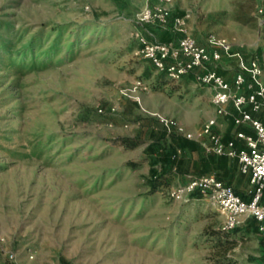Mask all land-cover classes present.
Here are the masks:
<instances>
[{
	"label": "rangeland",
	"instance_id": "374dc122",
	"mask_svg": "<svg viewBox=\"0 0 264 264\" xmlns=\"http://www.w3.org/2000/svg\"><path fill=\"white\" fill-rule=\"evenodd\" d=\"M157 5L0 0V264H258L254 220L220 234L222 217L198 194L171 197L190 178L182 152L190 149L179 145L196 143L186 135H196L212 106L193 78L172 82L140 53L136 33L171 38L139 23ZM163 7L186 17L193 39L264 45L262 0ZM159 116L184 135H168Z\"/></svg>",
	"mask_w": 264,
	"mask_h": 264
},
{
	"label": "built area",
	"instance_id": "2783aa9c",
	"mask_svg": "<svg viewBox=\"0 0 264 264\" xmlns=\"http://www.w3.org/2000/svg\"><path fill=\"white\" fill-rule=\"evenodd\" d=\"M157 7L144 9L139 23L155 25L170 35L167 42H149L136 33L139 51L152 67L172 82L193 77L195 85L206 89L214 116L208 118L196 135H186L194 140L205 155L225 157L238 162L239 171L249 177L251 200L245 202L232 187L225 185L214 175H201L189 178L184 184L172 190L171 197L177 202H188L193 195L212 206L222 217L220 231H234L242 219H253L257 223V232L264 243V122L256 115L264 114L263 70L257 56L238 60V71L230 81L217 72L223 53L229 54L232 45L225 39L208 35L204 44H198L190 36L186 26V17H173L168 9L170 0H157ZM260 27L264 28V9L257 11ZM135 89L146 91L141 82L135 83ZM228 106L236 111L233 119L235 126H247L252 135L238 133L233 139L224 141L216 130L217 118L229 115ZM99 113L103 111L98 110ZM159 122L168 135H184L183 128L173 119L159 116ZM244 143L243 148L236 147V140ZM180 152H176L179 157ZM175 170V169H174ZM7 259L15 263V252L7 251ZM29 260L34 258L32 252ZM264 264V252L263 263Z\"/></svg>",
	"mask_w": 264,
	"mask_h": 264
},
{
	"label": "crops",
	"instance_id": "0c3cea01",
	"mask_svg": "<svg viewBox=\"0 0 264 264\" xmlns=\"http://www.w3.org/2000/svg\"><path fill=\"white\" fill-rule=\"evenodd\" d=\"M262 1L264 4V0ZM205 39L206 38L203 39L197 38L195 39V41L198 44H204ZM238 56L246 60L252 58L253 56H257L258 59H264V45H259L255 49H246L244 47L232 46V49L229 54L223 53L222 60L218 64L217 72L231 81L235 73L234 71H232L231 64L233 62L236 63V67H237L236 71H238V60H237L239 59ZM205 91L207 90L205 89ZM207 93L209 94L208 91ZM208 101L211 104L210 99ZM203 105L205 107L204 103ZM227 110L229 112V115L226 118H217V126H216V130L223 136L224 141H229L233 139L238 133H244L248 135L253 134V131L247 126L244 125L235 126L233 119L236 116V111L232 106H228ZM213 116H214V110L212 107V116L210 117ZM256 117L260 118L264 122V114L256 115ZM190 143L192 144V149H190V151L188 149L182 150L183 154L185 156L187 155L186 162L188 165V170H187L188 174L184 175V177L191 178L190 174L192 173L196 174V176L214 175L217 177L218 180L223 182L225 185L232 187L234 192L238 196H240L242 200H244L245 202H249L251 200V195H250L251 187L249 183V177L244 176L240 173L238 162L236 160H230L225 157H216L213 155H205L198 144L192 142ZM236 147L243 148L244 147L243 141L239 139L236 140ZM194 169L195 172H193ZM175 170L173 169V172ZM256 227H257V223H256ZM262 246H263L262 253L260 254L261 259L258 261V264L263 263V252H264L263 242H262Z\"/></svg>",
	"mask_w": 264,
	"mask_h": 264
},
{
	"label": "trees",
	"instance_id": "16d2710c",
	"mask_svg": "<svg viewBox=\"0 0 264 264\" xmlns=\"http://www.w3.org/2000/svg\"><path fill=\"white\" fill-rule=\"evenodd\" d=\"M169 35V34H168ZM169 37H170V35H169ZM168 37V38H169ZM180 146V148H184V147H186V148H189V149H192V144L190 143V142H188V141H184L181 145H179ZM171 151H173L172 152V154H171V156H170V161H171V163L172 164H174V165H178V163H179V157L177 158L176 157V151L175 150H173L172 148H171ZM219 233L220 234H225L224 232H222V231H219Z\"/></svg>",
	"mask_w": 264,
	"mask_h": 264
}]
</instances>
